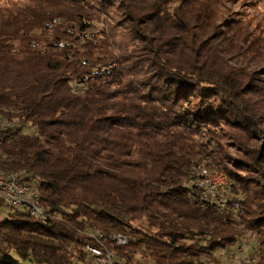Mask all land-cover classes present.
Listing matches in <instances>:
<instances>
[{
	"label": "trees",
	"instance_id": "1",
	"mask_svg": "<svg viewBox=\"0 0 264 264\" xmlns=\"http://www.w3.org/2000/svg\"><path fill=\"white\" fill-rule=\"evenodd\" d=\"M47 1L0 14V116L20 125L0 129V167L51 215L0 198V264H88L86 228L125 236L109 246L131 264H226L244 240L264 264L261 37L210 0ZM201 167L227 174L225 209Z\"/></svg>",
	"mask_w": 264,
	"mask_h": 264
},
{
	"label": "rangeland",
	"instance_id": "2",
	"mask_svg": "<svg viewBox=\"0 0 264 264\" xmlns=\"http://www.w3.org/2000/svg\"><path fill=\"white\" fill-rule=\"evenodd\" d=\"M43 1H45V0H0V14H7L9 12L23 13V10L32 11V12H35L38 14H45L49 11L52 12L55 9L56 6H54V4H52L48 1L47 2L49 4H47ZM202 1H206V0H202ZM210 1L214 5L215 9H217L218 11L220 10V11H222V13H224L223 17L228 21L227 23L229 25H231L232 27L235 28L234 31L237 30L238 32H245V33L249 34V38H251V39H255V38H257V36H260L261 42L259 43L260 44L259 48H263L262 43H264V0H210ZM95 27H96V29H100L103 26H102V24H98V22H97ZM262 65H264L263 62H261L259 64H254L253 68L256 69ZM0 117H4V116H0ZM5 118H8V117H5ZM10 121H11L12 125H16L19 123L17 121H12V120H10ZM7 130H9V129H7ZM230 152L232 153V155L238 156L236 151L230 150ZM202 168H205L206 170L211 171V172H218L220 175L223 176V179L225 180L226 184H223L216 189V196L218 198L223 199V197H221L218 193H219V190L222 188V186H225L229 183V178H228L227 174L221 170H212V169H209L206 167H202ZM0 171H2L5 175L10 174V173H14L18 177H23L22 174H19L15 171H6L1 167H0ZM195 175H200V170L197 171ZM23 179L26 180L24 177H23ZM27 183L33 189H35L37 192H39L36 188H34L32 186V184L29 181H27ZM0 198H2V197H0ZM2 199L4 200V198H2ZM43 208H44V206H43ZM19 209L26 210L29 213V211L26 208H19ZM44 210H45V208H44ZM45 215H46V217L51 218V215L48 214L46 211H45ZM2 217H3V215L1 216V218ZM46 217H44V218H46ZM35 218H40V217H35ZM41 219H43V218H41ZM75 230L78 232V234L80 236L84 237L87 240L86 244L83 247V250L89 256L88 264L93 263L92 262L93 257L85 251V247L90 243H92V245H97V241L93 237V235L97 234V232H99L101 235H103L101 242L105 246H107L109 249L114 250L112 247L109 246V242L112 243V245H114V246H118L113 242V238H112L114 236H117L118 234L107 236L101 230L96 229V228H86V229H82V230L75 229ZM244 241H245L244 242L245 244L243 243L244 245H246V244L251 245L252 244L251 242L246 243L247 240H244ZM244 245H241V247H243L244 252L246 253V256H244V258H246L248 256L247 254H249L250 251H248L249 248L248 247L246 248ZM120 246H123V245H120ZM115 253H116V251H115ZM70 255L75 258L74 259V261H75L76 257L72 253L68 254V259L70 261H72L69 257ZM116 257L118 259L117 253H116ZM119 261L128 262V261H122V260H119ZM128 263H130V262H128Z\"/></svg>",
	"mask_w": 264,
	"mask_h": 264
},
{
	"label": "built area",
	"instance_id": "3",
	"mask_svg": "<svg viewBox=\"0 0 264 264\" xmlns=\"http://www.w3.org/2000/svg\"><path fill=\"white\" fill-rule=\"evenodd\" d=\"M19 127L20 125L17 124V128ZM191 182L196 187L197 191L201 193L204 201L215 200L221 209H225L227 207V202L224 199L218 198L216 196V189L219 186L226 184L222 175L219 174L218 176H209V173L205 175H195V177L192 178ZM0 188L10 189V198L4 199L10 208L13 209L26 208L33 217H40V218L46 217L43 205L41 204V202L37 200V197L33 196V200H28V203H19V200H13V193H22V195H24V193H31V189L33 188L29 184H28V189H19V187H17V180L0 179ZM93 237L97 241V245H92V243L88 244L85 247L86 252H96L98 255V259L101 261H105V264H130L128 262H116L115 251L109 249L101 242L103 236H99V232L93 235ZM113 242L116 245L120 246L127 244L128 241L127 238L124 237L123 243H116L115 240H113ZM69 257L72 261H74L75 258L73 256L70 255ZM256 263L257 260L251 258V263H241V264H256Z\"/></svg>",
	"mask_w": 264,
	"mask_h": 264
},
{
	"label": "bare ground",
	"instance_id": "4",
	"mask_svg": "<svg viewBox=\"0 0 264 264\" xmlns=\"http://www.w3.org/2000/svg\"><path fill=\"white\" fill-rule=\"evenodd\" d=\"M17 128L16 125H12L11 121L8 118L5 117H0V129L7 130V129H13L15 130ZM200 175H205L209 173V176H218V172H211L206 170L205 168H200ZM198 170V171H199ZM0 179L2 180H11L15 179L17 180V187L19 189H28V183L26 180L23 179V177H18L14 173H10L5 175L2 171H0ZM33 196L37 197V200L41 202V194L37 192L35 189H31V193H13V200H19V203H28V200H33ZM0 197L4 199H9L10 198V189L9 188H0ZM99 236H103L99 233ZM113 240H115L116 243H123L124 242V236L122 235H117L112 237ZM90 254L93 259H92V264H105V261H101L98 259V255L96 252H87ZM116 262H121L117 259L116 257ZM241 263H251V258H237L236 260L226 263V264H241ZM256 264H260V261L257 260Z\"/></svg>",
	"mask_w": 264,
	"mask_h": 264
}]
</instances>
